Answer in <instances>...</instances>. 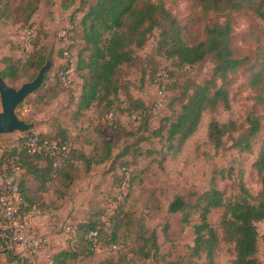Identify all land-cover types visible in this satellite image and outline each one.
I'll use <instances>...</instances> for the list:
<instances>
[{
	"label": "rangeland",
	"instance_id": "obj_1",
	"mask_svg": "<svg viewBox=\"0 0 264 264\" xmlns=\"http://www.w3.org/2000/svg\"><path fill=\"white\" fill-rule=\"evenodd\" d=\"M78 6L79 2L67 9L62 0H42L38 12L27 19L22 0H11L6 11L0 3V59L9 52L10 46L19 56H28L33 50L25 52L22 49L19 35L27 25H35L40 45H48V54L53 59V65L47 73L48 82L52 80L50 77L56 76L65 51L77 61L78 46L73 44V33L69 29L82 18L81 12L75 13ZM174 9L185 19V23L188 22L186 36L190 42L200 38L205 25L214 19L213 11L194 10L191 0H180ZM250 24L248 17L234 14L235 33H242ZM63 31H66L65 37L60 35ZM155 44L156 37L153 36L138 54L143 59L148 58L153 54ZM237 44L242 46L239 38ZM242 48L245 53H250L248 45H243ZM149 59V62L146 60L144 63L145 71L129 68L127 78L132 96L143 100L147 107L152 106L157 90V83L152 80L155 69L168 71L164 83H169L172 87L165 89V106L156 115L151 108L147 122L144 121L145 112L130 106L123 93L109 110L105 108L104 102L98 107L80 112L68 90H78L81 83L79 75L72 87L58 83L63 90L57 96L51 97L48 93L47 99L35 103L37 91L29 95L32 99L28 96L18 108L20 117L35 123L31 129L35 133L57 135L59 126L66 129L70 157L76 149L91 154L95 159H101L107 153L111 155L109 161L93 164L89 171L82 161L73 159L70 164L65 165L75 179L70 183L58 175L43 186L33 175L26 177V187L32 199V207L26 213L27 227L32 232L51 236L56 251L79 247V240L84 236L79 228L80 224L106 209L101 215V221L103 220L112 195L119 191L124 167L130 169L127 170L130 186L126 201L116 210L109 224L102 221L99 243L92 246V253L80 256L76 264H163L167 260L193 264L199 260L191 252L195 238L193 224L198 220V215H191L186 222L182 212H171L169 206L175 196L186 195L195 200L199 193L211 187L212 181L231 199L239 192V179H242L253 197L263 189L262 176L254 163L264 128L253 152L229 148L230 142L227 143V148L217 150L208 140V126L212 117L222 122L235 120L245 124L249 112L256 111L264 115V105H256L247 74L240 71L236 75L230 90V109L220 108L216 112H206L196 132L181 149H170L166 135L157 136L153 131L159 128L164 117L173 110L180 109L179 103H174L173 99L182 88L174 86L184 85L189 77L210 76L213 62L208 60L202 67L194 65L183 71L173 64L172 59L162 55L156 56L154 62L152 57ZM154 65L156 66L153 67ZM31 72L29 70L27 75L11 85L19 87L32 80L28 76ZM119 125L127 129L128 135L119 138ZM14 135L15 133L0 135V141L12 139ZM138 138L142 139L140 143L130 146L127 151V144H133ZM124 151L126 154L113 161L116 155L123 154ZM252 200L256 201V198ZM222 212L223 209L218 208L210 213L209 218L215 225L219 224ZM258 227V255L264 264V222L258 223ZM149 250L150 256H144ZM234 257L232 245L222 241L216 256L218 264H230ZM5 258L0 253V264Z\"/></svg>",
	"mask_w": 264,
	"mask_h": 264
},
{
	"label": "trees",
	"instance_id": "obj_2",
	"mask_svg": "<svg viewBox=\"0 0 264 264\" xmlns=\"http://www.w3.org/2000/svg\"><path fill=\"white\" fill-rule=\"evenodd\" d=\"M41 1L22 0L27 19H31L38 12ZM179 1L62 0L63 6L67 9L79 2L75 13H82L80 22L69 29L70 33H73L71 35L73 44L78 46V58L77 61L75 58V63L81 83L78 90L74 91L73 88L68 90L71 100L76 101L80 112L98 107L104 102L105 108L109 110L123 93L130 106L145 112L144 121L147 122L152 106L147 107L143 100L132 96L127 78L129 68L145 71L146 60L152 57L154 62L158 55L172 59L173 64L183 71L194 65L202 67L208 60L213 62L210 76L189 77L184 85L174 86L182 88L179 95L173 99L174 103L176 101L179 103L180 109H175L164 117L159 128L153 131L157 136L165 134L170 149L177 150L181 149L196 132L206 112H216L220 108L230 109V90L240 71L248 76L256 105H264V0H191L194 10L214 13V19L205 25L203 37L195 42H190L186 36L188 22L185 23V19L175 12L174 6L179 5ZM0 3L4 5L3 10L6 11L11 5V0H0ZM235 13L244 15L251 21L250 26L240 34L235 33L233 29ZM153 36L156 37L153 54L143 59L138 52L147 46ZM238 38L242 46L237 44ZM39 41L37 31L33 51L28 56H19L10 46L9 52L0 59V73L9 84L22 79L29 70H32L28 74L29 79H33L45 64L49 47L40 45ZM243 45L250 47V53H245ZM161 70L153 71L152 80L154 83H161L164 90L171 88L172 86L164 83V79L159 76ZM48 78L47 74L42 88L35 93V103L47 99L48 93L53 97L63 90L58 85L61 81L57 76L50 77L52 83L48 82ZM28 98L32 99L31 96ZM263 120L264 115L256 111L247 114L245 124L235 120L222 122L212 117L208 126V140L217 150L227 148V143L230 142L229 148L238 149L240 152H253L264 128ZM118 130L119 138L128 135L125 127L119 125ZM38 135L42 140L59 141L69 146L66 129L61 126L58 127L57 135L44 133ZM141 140L138 138L133 144H127L126 150L128 151L130 146L138 145ZM72 152L73 155L70 157L69 147V152L62 161L52 156L29 154L24 139L5 151L7 156H17L24 169L21 187L26 197L27 204L24 208L26 211L32 207V199L26 187L28 175H33L43 186L52 182L58 175L70 183L75 179L65 165L70 164L73 159L82 161L87 171L93 164L111 159L108 153L101 159H95L82 150L76 149ZM124 154L126 151L116 155L113 161ZM254 166L262 176L263 182L262 191L255 197L251 195L242 179H239V192L233 199L226 197L225 192L212 181L211 187L199 193L195 200L186 195H176L170 203L169 210L182 212L186 222L190 220L191 215H198V220L193 224L195 238L191 252L199 260L193 264H218L216 256L222 241L232 245V254L235 257L230 264H262L258 255L260 236L258 223L264 222V135ZM127 170L130 169L124 167L118 189L125 180L128 187L130 186ZM127 197L128 195L126 199ZM253 198H256V201H253ZM218 208L223 209V212L219 224L215 225L209 215ZM105 210L93 215L86 223L80 224L79 228L82 229L84 236L79 240L78 248L69 247L55 252L58 264H76L80 256H87L94 251L88 233L93 229H98L101 233V215ZM0 253L6 257L1 264H12V254L3 251ZM150 253L149 250L144 256L148 257ZM163 264L181 263L167 260Z\"/></svg>",
	"mask_w": 264,
	"mask_h": 264
},
{
	"label": "built area",
	"instance_id": "obj_3",
	"mask_svg": "<svg viewBox=\"0 0 264 264\" xmlns=\"http://www.w3.org/2000/svg\"><path fill=\"white\" fill-rule=\"evenodd\" d=\"M37 27L27 25L20 32L19 42L25 52L34 48ZM66 36V31L60 34ZM65 87L75 84L78 77L75 58L68 51L60 67L55 73ZM166 71L159 76L165 80ZM159 77V78H160ZM159 79H157L158 81ZM157 90L152 104V111L156 115L165 106V90L161 83H157ZM113 113H110L112 116ZM24 139L29 154L52 156L63 160L69 146L66 143L40 139L38 133L26 131L22 134L15 133L12 139L0 141V251L12 254V264H58L55 259L56 249L51 236L39 234L28 229L26 223V197L21 187V176L24 169L17 156H7L5 151L19 144ZM57 165V164H55ZM128 182L125 180L108 205L103 222L109 224L111 217L128 195ZM101 233L98 229L90 230L88 238L95 247L100 241Z\"/></svg>",
	"mask_w": 264,
	"mask_h": 264
},
{
	"label": "water",
	"instance_id": "obj_4",
	"mask_svg": "<svg viewBox=\"0 0 264 264\" xmlns=\"http://www.w3.org/2000/svg\"><path fill=\"white\" fill-rule=\"evenodd\" d=\"M52 65L53 59L49 53L37 75L19 87L9 84L0 73V135L22 134L34 128L35 123L20 117L17 111L25 98L41 89Z\"/></svg>",
	"mask_w": 264,
	"mask_h": 264
}]
</instances>
